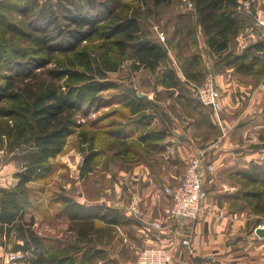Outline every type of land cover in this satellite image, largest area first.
<instances>
[{
    "label": "trees",
    "instance_id": "obj_1",
    "mask_svg": "<svg viewBox=\"0 0 264 264\" xmlns=\"http://www.w3.org/2000/svg\"><path fill=\"white\" fill-rule=\"evenodd\" d=\"M174 2L0 0V150H23L25 157L15 174L16 184L0 188V240L14 238V250L29 254L28 264H108V248L117 229L136 223L117 208L85 205L64 193L53 202L67 218L71 238L40 236L32 228L33 218L25 220L35 191L29 184L51 172V160L63 151L69 136L87 126L81 120L90 110L125 101L129 122H115L119 128L110 133L125 137L127 129L129 140L115 138L112 144L129 147V153L140 159L164 149L160 145L164 135L150 126L156 112L151 100L131 88L117 101L101 95L116 86L109 74L119 71L125 60L132 71L160 68L159 82L166 93H176L183 107L200 108L204 115L210 108L189 88L205 77L206 65L197 51L199 29L206 53L214 58V73L233 67L256 80L264 78V39L235 51L237 36L247 25H254L251 17L242 14L238 0H191L192 10L174 11L178 71L169 58V44L151 29ZM218 129L212 126L211 130ZM89 142L82 175L98 155L94 137ZM235 179L239 188L229 197L244 204L229 205L242 208L254 203V211L264 212V164L251 161L236 171Z\"/></svg>",
    "mask_w": 264,
    "mask_h": 264
},
{
    "label": "rangeland",
    "instance_id": "obj_2",
    "mask_svg": "<svg viewBox=\"0 0 264 264\" xmlns=\"http://www.w3.org/2000/svg\"><path fill=\"white\" fill-rule=\"evenodd\" d=\"M165 10L167 14H161V17L159 16L157 18V21H155L153 26L160 27L159 30L163 31L165 34L164 41L166 40L169 44L168 46L171 47L170 42L168 41V36H166L168 35L167 31L168 33H170L169 29L171 26L169 23L160 25L158 21L160 19H164V22L169 21L175 10L189 11V9L187 5L184 4L183 0H175L172 6L166 8ZM242 14L245 15L244 12H242ZM154 27H151V29L155 30ZM162 28L165 29L163 30ZM156 34L158 35V33ZM197 51L201 53L203 64L206 65L205 76L209 72L214 75V72L212 70V63L214 62V58L209 57L206 51H203L199 47V45ZM173 57L174 58H172V63L176 67V69L180 71L176 55ZM129 64V61L125 60L121 64L119 71L109 74V79L114 82L116 86L101 93L103 97L110 98L109 100L115 99L117 101L118 99H120L121 95H123L124 93H129V88L134 90L139 96L145 95L147 97H149L148 92L150 90H153L155 96L163 92L162 90L160 92H157L155 90L156 88H159L161 86L158 83L160 81L159 77L161 75L160 68L155 71H151L150 69L146 70L145 68H141L138 71H132L129 69ZM247 76H251L252 81L256 84L260 82L264 83V78L256 80L253 75ZM194 86L195 83L189 84V87L191 89H193ZM217 88L222 94V90H220V87L217 86ZM253 91L252 93L255 94V92ZM233 94H235L239 98L240 102L238 104V107H236L238 108L236 111H243L246 107L248 108L250 105H253L250 109V113L252 115H254L255 113L257 114L256 116L258 119V126H256V130L259 129L257 131V138L259 145H261L260 148L263 149L264 97L262 98L260 93L257 92L253 97L255 99L254 102L252 101V98L251 101L253 103H249L250 98L246 95L240 96L241 94H243L240 91L235 90ZM194 97H196V95ZM223 97L224 95H221V99ZM241 97L245 98L246 100H243ZM258 98L261 99L259 105L257 101L259 100ZM196 99L198 98L196 97ZM228 105H233L231 103V100L229 103L224 104L225 108L228 107ZM208 113L210 114L213 124L220 128L222 126V113L220 115L221 119L215 116L211 109H208ZM218 118L220 120H218ZM81 122H84L85 124L87 123V126H84L82 129L67 138L63 151L51 160L53 166L51 172L46 175V177L29 184V186L35 188V191H33L34 193L32 197L33 206H31L29 212L25 214V220L29 221L31 217L33 218L34 223L32 228L35 230V232L40 236L57 240L71 238L69 237V235H67L69 234L67 232V218L60 214V205L56 202H53L56 196L61 193H64L69 197H73L74 200L78 202H84L83 204L85 205L98 203L110 207H112L113 205H107L106 202L108 203V201H113L115 194H117L116 201L120 203L117 206V209L121 210L129 218H132L133 221L140 220V222L143 224L141 228L136 231V233L132 224L123 228L119 227L117 229L118 235L114 237L112 246L108 248L109 256L111 257L108 264H138V256L143 249H146L147 247L163 246L164 244H150L147 242L148 236L151 234V232L162 234L169 233L171 234L170 236L172 237V240L177 239L180 242H182L184 239L188 240L189 237L181 238L180 236H178L179 231L177 229L175 230L174 227L170 229L167 228L164 230H160L158 228H154L151 224L153 220L165 221L169 219L168 210L171 208V204L169 198L165 195L164 190L166 187L176 186L177 184H179L184 177L186 168L185 170H182L181 167H178L179 169L177 168L175 170L176 175L172 172V175L175 177V179L174 177H168L169 182H166L167 185L162 186L161 189L158 190V195L162 197V199L159 201L161 203L158 202V204L156 205L153 203L150 206V201H148V199L150 197L156 196L155 190H152L151 193H149V196H147L148 192L143 186H141L140 181L136 180V182H134L133 179L130 178L131 182L129 183V166L131 165L130 163L135 159L140 160L139 157L141 156L133 154V152L129 153V147L124 148L121 145L112 144L113 140H119L120 138H126V140H129V133L126 134L127 129L123 130V136L125 137H119V133L112 136L110 133L111 130H117L119 128L118 123L115 122H122L123 124L129 122V106L125 103V101H117L98 110H90L88 113L82 116ZM90 124H94V126L91 128V126L89 127ZM96 130L98 134L96 133L95 136H93L91 133L96 132ZM212 133L213 134L209 136H218L217 132ZM219 133L221 134V128ZM91 137H94V150H98V155L94 158V161L91 164L90 171L88 173L85 172L84 175H82V171L84 168V156L89 152V140ZM223 137H225L224 132L222 133V136L219 138V140H223ZM248 139L250 138L248 137ZM247 142L248 141H244V144H248ZM115 152H119V155L117 156ZM146 158H148V156L145 157V159ZM24 161L25 157L23 154V150H16L13 152L0 150V188H11L16 184L15 182H17V178L15 174L21 171ZM140 161L146 163V161H144L142 158ZM257 163L264 164V155L261 159H258ZM152 166V176L154 177H156L157 175L159 176L160 170H162L165 175H168L174 169V167L169 168L170 164L166 163L164 164V167L158 166L159 170L156 167V164H152ZM185 167H187V165ZM137 171L141 173V170L138 167ZM212 171H214V169ZM235 183L236 188L238 189L239 184L236 179ZM39 188L41 189L39 190ZM133 196H136L140 200L139 211H141V213L139 214V216H135L133 214L130 215L129 213V202ZM237 204H244V202L240 201ZM242 208L245 209L247 215L249 216V218H251V223H255V226L264 225V212L254 211V203H251L249 206L245 205ZM137 232L139 233V235H136ZM1 242L6 243H4L3 245L1 244ZM14 244V238H11L10 241H7L5 239L0 240V264H4L6 258H8L12 253H19L20 255L14 264H28L27 256L29 254L15 251ZM165 246L168 251L170 247H173V251L174 248L177 247V245H175L174 247L173 241H170ZM173 251L172 253L169 251L171 256L169 264H171L173 260ZM248 251L249 252H245L244 256H242L243 259H245L244 264H250L249 260H247L250 259V257H256L258 259L257 262H253L252 264H264V245L259 248L258 252L256 251V253L252 252L249 249Z\"/></svg>",
    "mask_w": 264,
    "mask_h": 264
},
{
    "label": "crops",
    "instance_id": "obj_3",
    "mask_svg": "<svg viewBox=\"0 0 264 264\" xmlns=\"http://www.w3.org/2000/svg\"><path fill=\"white\" fill-rule=\"evenodd\" d=\"M242 1H249L253 8L264 9V0H238L239 3ZM158 22L160 25L169 23L171 26L170 33L167 31L168 35L166 36H168L171 46L169 58L173 60V56L177 53L175 44L178 38L175 35L172 16L169 21L164 22V19H160ZM197 38L199 47L206 51L207 46L200 29ZM258 39H264V29L256 24L247 25L237 36L235 51L240 53L247 43H252ZM213 56L215 57V55ZM214 78L217 86L222 90L221 95H224L221 99L223 105L221 134L219 128L218 136H209L213 134L212 126H216L213 124L209 113L204 115L200 108L183 107L176 100V93L173 96L167 94L166 88L160 82L158 83L161 86L155 90L157 92L162 90V93L155 96L153 90H150L148 92L149 97L144 95L156 107L150 126L154 131L162 132L164 135L160 142L164 149L157 153L149 152L148 158H142L146 163L140 161L141 159L132 161L129 166V183L131 182L130 178L134 182L140 181L141 186L148 192L147 196L152 190H155L156 196L147 198L151 206L153 203L158 204L162 199L158 195V190L167 185L168 177H174L172 172L176 175L175 170L178 167L185 170V166L192 157L201 155L205 169L203 187L208 193V197L204 203L202 217L198 220L179 219L175 221V229L179 231L178 236L181 238L189 237L191 247H185L177 239L172 240L169 233L151 232L148 236L147 242L150 244L166 245L173 241L174 247L177 245L173 251L171 264H244L245 259L242 256L245 252H249L248 249L256 253L264 245V238H260L256 234L257 225L251 223V218L245 209L229 205L240 202L239 198L229 197L237 190L236 171L245 169L251 161L258 162V159L264 155V148H260L261 145H259L257 138V131L259 130H256V126H258L257 114L252 115L250 113L253 105L246 107L243 111H236L240 102L233 93L238 90L243 93L240 96L246 95L250 98L249 103H253L255 100L253 97L257 92L262 98L264 97V83L260 82L256 85L251 76L240 74L233 67H225L214 73ZM250 90H254L255 94ZM252 98L253 102L251 101ZM230 100L233 105H228L225 108L224 104L229 103ZM257 101L259 105L261 99ZM223 132L225 137L223 140H219ZM244 141H248V144H244ZM165 163L170 164L169 168L174 167L171 173L165 175L160 170L159 176H152V164H156L158 168V166L164 167ZM210 164L214 171L207 169ZM137 167L141 173L137 171ZM116 198L117 194H115L113 201L107 199L108 203L106 202V204H112V207L117 208L120 203L116 201ZM136 221L135 224H132L135 233L143 224L140 220ZM136 235L139 233L137 232ZM247 260L250 264L258 261L256 257H250Z\"/></svg>",
    "mask_w": 264,
    "mask_h": 264
},
{
    "label": "built area",
    "instance_id": "obj_4",
    "mask_svg": "<svg viewBox=\"0 0 264 264\" xmlns=\"http://www.w3.org/2000/svg\"><path fill=\"white\" fill-rule=\"evenodd\" d=\"M189 10L193 9L191 0H183ZM240 9L246 16L251 17L254 23L264 29V9L253 8L249 1H242ZM155 31L158 33L160 39L164 41V32L159 30V26H155ZM194 93L196 97L202 102L203 105L210 107L214 115L220 118L223 111L221 102V93L217 88L214 75L209 72L206 74L204 81L201 84L195 85ZM218 118V120H220ZM207 169L212 171L213 166L210 164ZM205 169L203 165V158L201 155L192 157L187 163L184 177L181 182L176 186L166 187L164 190L165 195L169 198L171 208L168 210V220H159L151 223L154 228L160 230L170 229L174 227L175 221L179 219L184 220H198L204 213V203L208 197V193L203 187ZM139 199L133 196L129 202L130 215L139 216ZM174 222V223H173ZM258 227H264L258 225ZM176 230V229H175ZM186 247L190 248V240L184 239L181 242ZM173 247L169 248L172 253ZM166 246H154L143 249L138 256V264H169L170 253ZM19 253H12L4 264H14L19 258Z\"/></svg>",
    "mask_w": 264,
    "mask_h": 264
},
{
    "label": "water",
    "instance_id": "obj_5",
    "mask_svg": "<svg viewBox=\"0 0 264 264\" xmlns=\"http://www.w3.org/2000/svg\"><path fill=\"white\" fill-rule=\"evenodd\" d=\"M165 49H167L166 48V46H165ZM256 234L259 236V237H264V227H258L257 229H256Z\"/></svg>",
    "mask_w": 264,
    "mask_h": 264
}]
</instances>
